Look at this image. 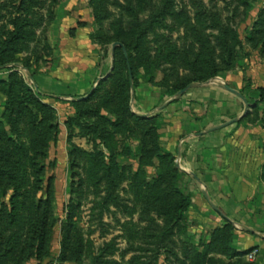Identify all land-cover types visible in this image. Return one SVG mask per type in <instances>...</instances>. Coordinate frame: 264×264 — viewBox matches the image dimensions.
Masks as SVG:
<instances>
[{
	"label": "rangeland",
	"instance_id": "374dc122",
	"mask_svg": "<svg viewBox=\"0 0 264 264\" xmlns=\"http://www.w3.org/2000/svg\"><path fill=\"white\" fill-rule=\"evenodd\" d=\"M57 49L98 59L86 93L45 98L27 84L24 68L45 71ZM257 56L264 0H0V69L18 74L1 87L0 264L246 262L160 112Z\"/></svg>",
	"mask_w": 264,
	"mask_h": 264
},
{
	"label": "crops",
	"instance_id": "0c3cea01",
	"mask_svg": "<svg viewBox=\"0 0 264 264\" xmlns=\"http://www.w3.org/2000/svg\"><path fill=\"white\" fill-rule=\"evenodd\" d=\"M61 12H56L58 25L63 17L70 18L69 12ZM60 54L54 51L45 71L25 67L32 82L28 84L52 97L86 93L99 76L98 59L75 61ZM74 64L76 70L69 67ZM11 72L0 69V115L7 96L2 82ZM248 83L264 87V57L192 85L183 95L166 98L160 113L169 143L177 146L183 159L184 172L197 182L203 200L215 211L212 218L234 227V259L245 257L243 264H264V100L254 102L249 97ZM253 250L258 251L251 259L248 254Z\"/></svg>",
	"mask_w": 264,
	"mask_h": 264
},
{
	"label": "trees",
	"instance_id": "16d2710c",
	"mask_svg": "<svg viewBox=\"0 0 264 264\" xmlns=\"http://www.w3.org/2000/svg\"><path fill=\"white\" fill-rule=\"evenodd\" d=\"M71 33H72V35L75 34V29H71ZM12 39H13L14 41L17 40V39H19V38H18V34H14V35L12 36ZM17 76H18L17 72H14V71L11 72V74H10L8 80L2 82V86H10L12 80H13V79H17ZM22 81H23V82H22ZM22 81H20V82H22L24 88L28 89V91L31 92L32 90L28 87V85H27L28 83H27L26 81H24V80H22ZM129 82H130V81H129ZM26 83H27V84H26ZM246 87H247V89H248V95H249V97H250L251 99H253L254 102H258V101H263V100H264V87H252V84H251V83H248V84L246 85ZM4 91L7 93V92H10L11 89H9V88L7 89V88H6ZM175 93H176V91H171L169 94H170V95H174ZM35 94L38 95V96L45 97V98H50V97H52L50 94L43 93V92H41V91H36ZM57 98H59V97H57ZM146 119H147V118H146ZM184 200H185V205H183V206L179 209L180 214H181V213H184V212L187 210V207H188V206L190 205V203H191V196H190V195H187L186 197H184ZM177 219H178V218H177Z\"/></svg>",
	"mask_w": 264,
	"mask_h": 264
},
{
	"label": "water",
	"instance_id": "95a60500",
	"mask_svg": "<svg viewBox=\"0 0 264 264\" xmlns=\"http://www.w3.org/2000/svg\"><path fill=\"white\" fill-rule=\"evenodd\" d=\"M124 51H125V54L127 55V51H126L125 47H124ZM108 75H109V74H107L106 77H108ZM191 86H192V84H191V85H188L186 88L182 89V90L179 92V94L184 93V92H185L186 90H188ZM228 88H229L231 91H233L234 93L238 94L240 97L243 98V96L241 95V93H239L237 90L232 89V88H230V87H228ZM91 93H92V92H90V94H91ZM90 94H88L87 96H83V97H81V99H84V98L88 97Z\"/></svg>",
	"mask_w": 264,
	"mask_h": 264
},
{
	"label": "built area",
	"instance_id": "2783aa9c",
	"mask_svg": "<svg viewBox=\"0 0 264 264\" xmlns=\"http://www.w3.org/2000/svg\"><path fill=\"white\" fill-rule=\"evenodd\" d=\"M257 251H258V250H253L252 252H250V253L248 254V257L251 258V259L255 258L256 255H257Z\"/></svg>",
	"mask_w": 264,
	"mask_h": 264
}]
</instances>
